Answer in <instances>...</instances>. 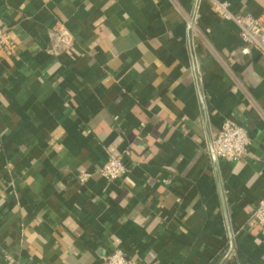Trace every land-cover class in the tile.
<instances>
[{
  "label": "crops",
  "instance_id": "crops-1",
  "mask_svg": "<svg viewBox=\"0 0 264 264\" xmlns=\"http://www.w3.org/2000/svg\"><path fill=\"white\" fill-rule=\"evenodd\" d=\"M0 28V264H264V55L211 0H0ZM227 119L251 143L214 162Z\"/></svg>",
  "mask_w": 264,
  "mask_h": 264
},
{
  "label": "built area",
  "instance_id": "built-area-1",
  "mask_svg": "<svg viewBox=\"0 0 264 264\" xmlns=\"http://www.w3.org/2000/svg\"><path fill=\"white\" fill-rule=\"evenodd\" d=\"M216 12L224 19L232 20L240 30V37L246 48H257L264 55V19L250 15H235L230 10V4L224 0H211ZM9 38L6 31L0 28V46H7ZM251 138L247 128L234 120L227 119L217 136L212 141L211 152L218 161L237 162L248 151ZM99 174L110 181H116L129 172V167L123 155H111L99 168ZM169 182V179L164 180ZM253 218L264 227V199L253 211ZM103 264H134L122 252L116 251L104 259Z\"/></svg>",
  "mask_w": 264,
  "mask_h": 264
},
{
  "label": "water",
  "instance_id": "water-1",
  "mask_svg": "<svg viewBox=\"0 0 264 264\" xmlns=\"http://www.w3.org/2000/svg\"><path fill=\"white\" fill-rule=\"evenodd\" d=\"M210 149H211V151L213 150L212 141L210 142ZM212 160L214 162H217L216 156L213 153H212ZM231 247H233V242L232 241H231ZM229 252H230V250H229Z\"/></svg>",
  "mask_w": 264,
  "mask_h": 264
}]
</instances>
